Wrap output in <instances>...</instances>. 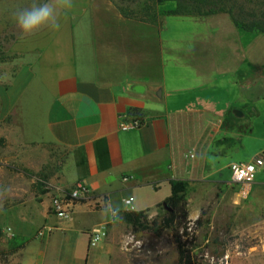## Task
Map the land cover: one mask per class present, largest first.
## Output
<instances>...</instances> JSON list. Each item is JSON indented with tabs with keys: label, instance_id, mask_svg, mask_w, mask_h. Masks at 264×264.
<instances>
[{
	"label": "crops",
	"instance_id": "crops-1",
	"mask_svg": "<svg viewBox=\"0 0 264 264\" xmlns=\"http://www.w3.org/2000/svg\"><path fill=\"white\" fill-rule=\"evenodd\" d=\"M144 2L43 0L54 8L59 27L42 26L12 44L17 69L4 82L0 134L13 133L21 145L52 148L60 161L42 175L49 190L33 196L39 216L27 215L21 202L12 208L1 204L0 229L42 226L49 237L54 230L64 232L81 223L85 262L89 231L104 230L123 211L155 208L177 180L216 182L227 177L237 188L228 164L242 160L226 158L231 138L239 134L233 120L240 115L235 113L242 85L236 80L239 47H225L218 63L210 56L212 47L182 41L167 46V38L169 32L198 37L200 30H183L184 21L207 22L214 36H222V22L230 25L227 37L237 36L238 30L223 13L202 18L157 15L154 26L150 13L142 10ZM131 83L143 90L130 89ZM135 117L142 121L139 127H120L121 121ZM259 148L248 159L264 155V145ZM78 181L88 192L75 201L70 214L58 218L48 213L49 193L69 190ZM248 196L264 211V163ZM109 205L119 208L116 217L105 211ZM93 214L99 220L85 223ZM261 238L264 251V226ZM34 256H26L22 264H46L43 251Z\"/></svg>",
	"mask_w": 264,
	"mask_h": 264
},
{
	"label": "rangeland",
	"instance_id": "rangeland-1",
	"mask_svg": "<svg viewBox=\"0 0 264 264\" xmlns=\"http://www.w3.org/2000/svg\"><path fill=\"white\" fill-rule=\"evenodd\" d=\"M42 1L0 0V100L4 96V82L17 69L18 54L11 46L29 34L21 31L15 17L19 11ZM157 17L153 20L154 26L158 22ZM222 23L223 30L219 31L222 36L217 33L214 36L209 33L207 22L184 21L183 30H200L197 31L198 37H192L191 33L176 37L169 32L167 46L181 44V41L185 45L209 46L214 48L209 54L216 61L225 55V47H239L241 63L236 80L242 85L241 97L235 103L241 114L233 119L238 122L239 134L236 139L231 138L226 159L250 161L252 159L248 158L253 157L255 151L259 153L263 149L259 147L264 145V33L237 29V36L227 37L224 34L229 32L230 25ZM155 29L151 36L153 60L157 53ZM241 65L243 70H240ZM223 80L227 79L224 77ZM44 150L19 144L13 133L0 134V205L12 208L21 202L23 205L20 207L27 215L39 216L33 196L37 198L39 191L45 193L49 190L42 175L46 177V172L57 168L60 161L54 149ZM185 181L187 216L191 220L200 216L192 245L195 264H264L261 238L264 211L249 201L250 195L239 197L237 188L229 183L227 177L216 182L206 179ZM54 194L50 192L49 197ZM48 213L53 214L49 207ZM145 214L151 224L162 215V210L155 207ZM98 220L93 214L86 216L84 222L91 224ZM80 225L73 223L64 232L54 230L49 237L46 235L48 229L42 226L25 229L19 224L14 229H1L0 264H22L23 258L31 255L35 258L38 251H43L46 264H177V247L169 228L135 231L122 217L102 229L105 232L103 237L95 245L88 246L84 262L81 251L85 236L79 230ZM16 231H19L18 235ZM25 232L28 236L20 235ZM28 238L32 240L25 246ZM224 255H227V261L221 263Z\"/></svg>",
	"mask_w": 264,
	"mask_h": 264
},
{
	"label": "trees",
	"instance_id": "trees-1",
	"mask_svg": "<svg viewBox=\"0 0 264 264\" xmlns=\"http://www.w3.org/2000/svg\"><path fill=\"white\" fill-rule=\"evenodd\" d=\"M142 10L150 13L152 22L157 15L202 18L223 13L242 32L264 33V0H145ZM240 70H243L242 65ZM185 192V180L173 182L171 194L156 206L162 210V215L151 224L146 219L147 209L123 211L122 219L135 231L169 228L177 247V264H195L192 245L200 216L195 220L188 218ZM1 234L0 229V237Z\"/></svg>",
	"mask_w": 264,
	"mask_h": 264
},
{
	"label": "built area",
	"instance_id": "built-area-1",
	"mask_svg": "<svg viewBox=\"0 0 264 264\" xmlns=\"http://www.w3.org/2000/svg\"><path fill=\"white\" fill-rule=\"evenodd\" d=\"M141 123L142 121L135 117L129 121H121L120 127H139ZM263 163V156L258 154L250 161H231L228 164L230 180L237 186L236 192L239 197L246 198L248 196L255 178L256 170L259 166L263 165ZM87 192L86 186L78 181L69 190L53 195L50 199L49 208L58 218H66L70 214L75 201L86 195ZM123 202L129 203L130 199L124 198ZM104 233L105 232L100 229L89 231L88 245H95L99 239L103 237ZM220 261L221 263H225L227 261V255H224Z\"/></svg>",
	"mask_w": 264,
	"mask_h": 264
},
{
	"label": "clouds",
	"instance_id": "clouds-1",
	"mask_svg": "<svg viewBox=\"0 0 264 264\" xmlns=\"http://www.w3.org/2000/svg\"><path fill=\"white\" fill-rule=\"evenodd\" d=\"M15 20L18 27L24 33H31L42 26H48L53 29L59 27L56 12L48 3L35 4L30 8L19 11ZM105 211L110 212L113 217H116L119 208L109 205Z\"/></svg>",
	"mask_w": 264,
	"mask_h": 264
},
{
	"label": "water",
	"instance_id": "water-1",
	"mask_svg": "<svg viewBox=\"0 0 264 264\" xmlns=\"http://www.w3.org/2000/svg\"><path fill=\"white\" fill-rule=\"evenodd\" d=\"M129 88L132 89V90H135V91H142L143 90V86L141 84H138V83H131ZM235 113L236 114H241V113H239L237 111Z\"/></svg>",
	"mask_w": 264,
	"mask_h": 264
}]
</instances>
